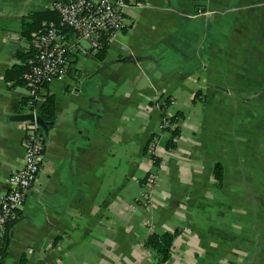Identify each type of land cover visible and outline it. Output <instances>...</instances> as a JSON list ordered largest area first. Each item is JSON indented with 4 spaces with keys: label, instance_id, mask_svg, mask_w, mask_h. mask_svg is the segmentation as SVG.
<instances>
[{
    "label": "crops",
    "instance_id": "0c3cea01",
    "mask_svg": "<svg viewBox=\"0 0 264 264\" xmlns=\"http://www.w3.org/2000/svg\"><path fill=\"white\" fill-rule=\"evenodd\" d=\"M56 1L0 0V196L23 166L12 117L29 94L4 76L28 48L22 17ZM147 2L103 61L77 56L47 87L57 122L0 264H159L145 242L175 232L162 264H264V0ZM178 112L154 165L149 140Z\"/></svg>",
    "mask_w": 264,
    "mask_h": 264
},
{
    "label": "built area",
    "instance_id": "2783aa9c",
    "mask_svg": "<svg viewBox=\"0 0 264 264\" xmlns=\"http://www.w3.org/2000/svg\"><path fill=\"white\" fill-rule=\"evenodd\" d=\"M151 7L147 0H58L53 3L61 22L51 23L47 30L28 42L38 55L30 60V70L24 79L29 89L28 97L33 109L34 120L25 121V152L23 166L11 174L10 189L0 196V262L10 231V225L18 220L20 212L31 192L37 190V181L41 171V162L46 147L47 136L37 122L42 94L54 80H65L70 71L71 62L77 56H93L101 47L104 39H111L116 32L132 24L131 10ZM63 28L72 30V34L62 32ZM173 125L170 117H165L159 134L152 136L146 147V155L152 164H158L161 156V138L166 129ZM158 174L150 172L146 178L147 189L140 201L149 211Z\"/></svg>",
    "mask_w": 264,
    "mask_h": 264
},
{
    "label": "trees",
    "instance_id": "16d2710c",
    "mask_svg": "<svg viewBox=\"0 0 264 264\" xmlns=\"http://www.w3.org/2000/svg\"><path fill=\"white\" fill-rule=\"evenodd\" d=\"M60 25L61 18L57 10L49 9L44 11H35L22 17V35L28 42L34 40L37 36L44 33L51 23ZM62 32L68 35L72 34L69 28H63ZM110 47V41L104 39L101 49L93 56L98 61H103L106 58ZM38 51L35 47L30 46L24 51H17L15 53L16 63L6 71L5 80L10 83L11 87L27 86L24 79L25 73L30 70V60L37 57ZM49 87V85L47 86ZM43 100L39 105L38 116L42 118L48 129H52L57 122L56 98L49 90L42 94ZM30 98H26L22 102V107L29 112L33 109V104ZM180 113L172 117V122H178ZM40 124V123H39ZM41 126V124H40ZM43 129V127L41 126ZM179 127L173 129V138L179 134ZM215 175L218 179L223 176V167L221 164H216ZM175 233L158 234L153 233L145 242L146 247L155 251L159 255V264L166 263L171 255L174 246Z\"/></svg>",
    "mask_w": 264,
    "mask_h": 264
},
{
    "label": "water",
    "instance_id": "95a60500",
    "mask_svg": "<svg viewBox=\"0 0 264 264\" xmlns=\"http://www.w3.org/2000/svg\"><path fill=\"white\" fill-rule=\"evenodd\" d=\"M14 120L16 121H28V120H34V114L32 113H24V114H18V115H13L12 117ZM36 120L38 123L41 124V126L43 127L46 136L49 135V129L48 127L45 125L44 121L42 120V118L40 116L36 117Z\"/></svg>",
    "mask_w": 264,
    "mask_h": 264
}]
</instances>
